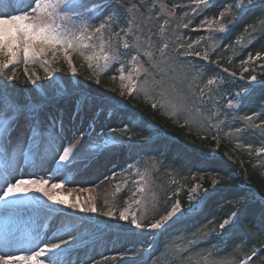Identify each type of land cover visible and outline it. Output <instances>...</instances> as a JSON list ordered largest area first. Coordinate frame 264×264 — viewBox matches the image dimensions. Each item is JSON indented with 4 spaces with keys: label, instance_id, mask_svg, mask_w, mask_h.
Wrapping results in <instances>:
<instances>
[{
    "label": "rangeland",
    "instance_id": "rangeland-1",
    "mask_svg": "<svg viewBox=\"0 0 264 264\" xmlns=\"http://www.w3.org/2000/svg\"><path fill=\"white\" fill-rule=\"evenodd\" d=\"M102 1L105 0H94L88 4L89 7H92L94 3H101ZM139 1L143 5L145 13L135 8L136 11L135 13L132 11V17L137 25H139L137 15L143 17L145 35L140 39L145 40L148 55L155 51L167 55L168 47L172 42L177 47L179 42H182L183 49L186 48L191 51L201 43L196 39L197 37L205 36L207 39L212 38L215 34L227 32L228 25L232 22L231 19L242 16L249 5V0H206V3H202L201 0H175L172 5L168 3L171 0ZM236 4H240L241 7L237 8ZM176 6L179 7L178 10ZM28 8L24 12H30L31 9ZM105 9V13L97 14V18L94 20L90 19L89 29L103 21L111 31L110 33L114 34L116 26L111 19L104 17L107 12L109 13L107 7ZM221 13L224 15L221 16ZM262 22L258 20V23L255 24L251 19L244 20L239 30L232 33L226 42L222 43L214 38L211 45L216 47L217 51H222L237 43L240 50L232 59L234 67H239L244 63H252L253 67L254 65L258 66L264 62V22ZM221 26H223L224 31H220ZM125 31L130 32V29L126 28ZM97 38H100V34ZM98 41L100 45L101 40L98 39ZM104 43L106 45L109 41ZM110 49L109 46L106 51L111 53ZM98 50L99 46L92 49L91 54ZM203 51L205 52V49ZM56 52L59 53L58 56L56 54L55 59L51 55L44 58L38 68H27V75L25 74L26 67L19 61L20 57L23 56L22 52L17 54V61L9 64L8 68L0 67V77L5 78L12 89L10 92L0 95V197L4 195L7 186L14 184L18 179L46 180L48 181L45 185L47 189H51L52 184L63 185L62 188L52 190V194L64 201L59 204L53 203L42 193L36 191H27L0 200V257L30 256L37 251L44 250L39 257L42 264H91L103 261L107 257L110 260L113 259V264H142L149 259L155 245L156 233L160 229L180 219L183 223L191 216L194 219L192 221L193 226L198 230H203L213 220L214 216L210 211L203 215L198 211L202 208L203 200L206 197L211 196L210 198H212L213 194H218L216 190L219 187H226L225 191L212 200L218 205L230 200L234 211L227 221L232 220L236 212L237 197L240 194L236 191L237 189L228 184L229 176L224 174L223 170L228 161L231 163L229 165L230 172L237 173L234 171L232 163L237 161L239 168L242 164L239 162V154L235 150L237 147H245L244 143L225 151L223 154L214 152V147H212L209 153L200 155L202 161L193 166V172L183 176L177 171L165 170L155 179L154 172L157 170L158 161L153 157L145 160V166L136 164V160L132 157L118 158L103 169H93L94 160L97 157L96 152L98 153L104 146L113 143L106 138L105 133H101L110 128L105 127V121L100 120L96 110L99 106L106 105V101L114 109L119 108L124 95L129 93L127 88L122 87V85L134 89L137 85L136 79L143 71V65L138 58L132 59L128 64V69L125 72L122 71L125 79L121 81L119 63H116L115 60L108 62L107 71L100 72H94L96 70L95 62H93V68H89L88 61L87 63L84 61L77 70H71L77 75H83L80 82L72 77L71 88L74 89V93L70 95L71 98L64 96V99L69 98L67 102L64 99H59L57 107L52 108L45 99L49 86L53 82L58 85L55 89V97H59L65 92L64 87L60 86L61 82L58 81V76L61 74L58 57L59 59L64 58V53L60 48H57ZM204 57L208 61V56L204 55ZM7 59V55H0V65ZM99 63L103 65L104 61L101 60ZM86 69L87 71L84 72ZM242 69H240L239 74H241ZM257 69L260 68L255 67L254 72L260 71ZM201 77H203V82H208L212 77L211 71H206ZM163 78L161 77V79ZM250 81L256 80L252 77ZM94 87H98V90H94ZM3 95L12 96L13 100L17 102ZM43 100L45 101L42 102ZM22 105L25 106L22 107ZM23 108L24 110H22ZM19 112H21V116L18 118L16 114ZM134 112L138 113L139 111L135 110ZM240 118L244 123L261 127L260 132L264 134V124H261L260 118L253 117L250 113L243 114ZM4 121H7V126ZM17 121H21L22 124L20 131L18 134H11L7 129H11L9 126L14 125ZM45 122L51 123L52 127L47 135L41 137L43 143L42 146L38 147L41 134L40 125ZM150 140L152 144H156L158 141L165 142L167 144L166 154L169 157L181 155L185 148L192 150L194 147L191 142L187 143L186 146L178 139L170 138L167 130L160 131ZM24 147L26 152L29 150L30 152L22 154ZM32 147L35 148L33 151L31 150ZM68 148L72 149L71 153L65 161H61L60 156ZM11 155L13 156L12 162ZM92 156H95L93 160ZM87 164L90 165L88 166L89 169L80 178H76V175L83 171ZM261 175H264V168L261 170ZM190 178L193 179L191 186L185 187L189 190L191 188V191L195 192L201 189L203 194H201L202 198L197 202L195 210L189 212V216L177 204L178 208H176L174 215L164 220L163 218L167 214L157 220L161 223L159 229H153L149 226L130 231L129 241L131 244H134L133 242L137 238H150L147 250L139 246L134 247L128 254L114 253L110 256L113 251L116 252V244L122 241L124 233L119 230H116L118 232L116 236L113 235L115 238L109 236L107 240L97 244L94 243V237L79 239V242L75 241L76 238H79L80 232L76 213L85 215L86 212L80 211V208L91 205L93 200L97 198H102L108 202L110 200L107 198L108 194L122 181L127 180L130 188L131 195L126 201L128 209L139 203L140 207L143 208L147 198L153 199L156 189L160 188L157 180L165 189V194L170 195L179 190L181 184ZM206 179L210 183L209 189H206L203 184ZM190 197L195 199L194 195ZM258 199L259 204L264 200ZM69 205H76V207ZM263 210L264 206L262 205V210L259 212V217L254 226L258 224L260 213ZM172 211L173 209L170 212ZM143 215L144 213L141 212V217ZM84 220L90 222L88 225L90 232L99 230V225L93 218ZM253 240L256 241V238L254 237ZM54 245H59V247H54ZM247 245V250H251L254 256H258L255 259L264 257V246L259 248L253 245L250 248V243ZM241 247L239 244V249ZM214 256L215 259H210V264L237 263L235 262L236 258L224 260L216 258L217 255ZM201 257L208 258L205 254ZM201 257L193 256L192 263Z\"/></svg>",
    "mask_w": 264,
    "mask_h": 264
},
{
    "label": "trees",
    "instance_id": "trees-1",
    "mask_svg": "<svg viewBox=\"0 0 264 264\" xmlns=\"http://www.w3.org/2000/svg\"><path fill=\"white\" fill-rule=\"evenodd\" d=\"M92 1L86 0L87 3ZM102 3L104 5L103 13L106 12L105 7L109 11L104 17H111L116 31L111 34L106 26L102 34L96 33L91 41L86 42L93 45L97 43L99 46L98 39L101 40L102 36L103 42L109 41L105 45L106 50L110 46L111 53L117 55L118 58L115 59V62L119 63L120 69L125 72L129 62L135 56L143 65V71L136 79V90L129 95H124L123 110L112 109L108 104L97 108L100 120L105 121L106 128H110L101 133H105L106 138L113 143L104 146L98 153L96 152L97 157L94 160V165L92 164L93 169H103L118 158L132 157L136 160V164L145 166V160L153 157L158 161L157 170L154 172L155 179L165 170L177 171L183 176L193 172V166L202 161L200 155H206L212 147H214V152L223 154L243 143L246 145L241 148L237 147L235 150L239 154L238 160L242 164L239 168L237 161L232 163L234 171L237 173L230 172L229 165L231 163L228 161L223 170V173L229 176L228 184H231V187L237 189L236 191L240 194L237 197L236 212L232 220H228V223H224V227H221L223 221L233 214L234 207L230 200L219 205L212 200L225 191L226 187H219L218 194H213L212 198L203 200L202 208L198 211L202 215L210 211L214 216L213 220L203 230H198L193 226L194 219L190 216L191 218L189 217L183 223L180 219L159 231L156 233L155 245L149 259L142 264H210V259H215L214 255H217L216 258L224 260L236 258L235 262L237 263L245 259L246 264H264V257L246 259L251 254V250H247V244L250 243V248L253 245L264 244V235H259L254 227L255 220L262 210L259 197L256 196H264V175H261V170L264 168V134L260 132L261 127L244 123L240 118L243 114L250 113L253 117L260 118L261 124H264V62L258 66L254 65V67L252 64L246 67L243 65L234 67L232 59L240 50L237 43L222 51H217L216 47L211 45L214 38L222 43L226 42L232 33L239 30L244 20L251 19L255 24L258 23V20L264 22V0H249V5L242 16L231 19L232 22L228 25L227 32L215 34L212 38H201L202 44L191 51H196L202 57L207 55L208 61L205 57L194 58L191 56L190 54L193 52L186 48L183 49L182 42H179L177 47L171 41L172 44L168 47L167 55H163L159 51L148 55L145 40L140 39L145 35L143 17L137 15L139 25L132 17V11L135 13L136 9L145 13L142 3L139 0H105ZM168 3L172 5L174 1L171 0ZM176 7L178 10L179 7ZM101 23L104 22L100 21L99 24L89 29V33L94 32V29ZM130 23L133 26L130 32H127L125 29L130 27ZM99 34L100 38H97ZM125 44H128L129 47L125 48ZM92 49H85V55H90ZM58 53L56 52L57 56ZM51 55V51L46 55H40L36 58V62H29L27 66L23 56L19 61L24 67L33 69L39 67L41 59ZM70 57L76 69L84 61L87 63L84 56L75 52H71ZM58 60L61 70L60 78L69 87L68 93L71 95L74 89L71 88L73 81L69 64L64 58L59 59L58 57ZM255 67L260 68L257 69L260 71L254 72ZM240 69H242L241 74H239ZM208 70L211 71V80L214 81L212 84L202 81L203 77L201 76ZM86 71L87 69L84 72ZM94 72L100 71L96 69ZM161 77L164 78L161 79ZM252 77L256 80L255 83L250 82ZM82 78V74L77 75L79 82ZM56 87L57 84L53 82L46 93V99L52 108L57 107L55 103ZM11 90L6 79H1L0 91L5 94ZM94 90L97 91L98 87H94ZM10 98L13 99L12 96ZM69 98L71 97L69 96ZM69 98L64 99L65 102ZM155 103L157 105H154ZM135 110H139L145 117L135 113ZM50 124L42 125L43 133L47 134L51 130L52 125ZM20 128L21 124L19 123L14 127L13 132L18 134ZM162 130H167L170 137L178 139L186 146L191 142L194 145L193 149L185 148L181 155L169 157L166 154L167 144L165 142L158 141L156 144L150 142V138ZM88 166L90 165L87 164L86 168L76 175V178H80L89 169ZM92 168L91 170H93ZM192 180L190 178L184 181L181 188L170 195L165 194V189L157 180L160 188L156 189L153 199L147 198L144 201L143 208L139 203L127 209L126 201L131 195L127 180L122 181L110 191L107 197L110 198L108 202L102 198L95 199L94 208L96 211L88 212V214L90 216L94 214L100 223L122 230L124 233L122 241L116 244V252L113 251L111 255L114 253L127 254L134 247L139 246L146 249L150 238H137L133 242L134 244H131L129 232L136 231V228L144 229L167 215L174 208L177 200L180 202V208L189 216V212L195 210L196 204L203 194L201 189L195 192L191 191V188L190 190L186 188L191 186ZM203 184L206 189H209L210 183L207 179L203 181ZM191 195H194L195 199L190 197ZM101 212H111L112 215L104 216L100 214ZM121 212L125 213L126 219L119 218ZM141 212L144 213L142 217ZM133 220L139 223L140 227H136ZM79 231L80 236L100 233V231L97 232L98 230L88 233L86 224L81 225ZM117 234L112 232V237L115 238L113 235ZM254 237L256 241L253 240ZM239 244L242 246L240 249ZM204 254L208 258L201 257ZM196 255L201 258L192 263V257ZM113 262L107 257L103 261L91 264H113Z\"/></svg>",
    "mask_w": 264,
    "mask_h": 264
},
{
    "label": "snow or ice",
    "instance_id": "snow-or-ice-1",
    "mask_svg": "<svg viewBox=\"0 0 264 264\" xmlns=\"http://www.w3.org/2000/svg\"><path fill=\"white\" fill-rule=\"evenodd\" d=\"M23 2L24 0H0V55L8 56L7 61L0 67L8 68L9 64L15 63L19 52H22L26 66L29 62H36L38 56L46 55L49 51L52 52L53 59H55L57 48L63 51L64 59L69 66L72 63L70 53L75 52L84 56L85 60L88 61L89 68H93V62H95V67L99 71H107L108 62L118 58L115 53L106 51L102 36L98 51H94L90 55H85L84 52L88 48L95 49V45L86 41H91L96 33L102 34L106 27L105 23H101L99 27L94 29V32L89 33L90 19L94 20L97 18V14L103 13L104 5L102 2L94 3L92 7H89L86 0H27V6L31 9L30 12L16 14L17 9L13 5ZM201 2L206 3V0H201ZM235 6L237 8L241 7L240 4ZM5 7L8 8V11L4 10ZM223 15L224 13H221V16ZM220 31H224L223 26L220 27ZM124 47L127 48L129 45L125 44ZM132 59L135 60L136 57L133 56ZM101 60L104 61L103 65L99 63ZM41 66L43 67V65ZM119 71L121 72L119 78L123 81L125 79L122 74L123 69ZM25 74L27 75V67L25 68ZM208 83L212 84L214 81L210 79ZM122 87H126L129 92L133 91L127 85H122ZM4 124L7 126V121H4ZM71 151V148L66 149L64 154L60 156V160L65 161ZM47 183L46 180L18 179L14 184L7 186L0 200L27 191H36L42 193L53 203H63L62 199L52 194V190L62 188L63 185L52 184L51 189H47L45 187ZM89 200H91V197H89ZM69 206L76 207V205ZM176 208H178V205H175L173 211L169 212L163 219L167 220L174 215ZM80 211L94 212L96 209L87 206L81 207ZM100 214L104 216L112 215L111 212H101ZM119 218L121 220L126 219L125 213L121 212ZM133 223L136 227H140L135 220H133ZM224 223L227 224L228 221L225 220ZM160 227V222L151 225L153 229H159ZM221 227L223 228L224 225L221 224ZM54 247H59V245H54ZM43 251H37L30 256L0 257V262L2 264H42L39 257ZM48 251H51V249H48Z\"/></svg>",
    "mask_w": 264,
    "mask_h": 264
},
{
    "label": "bare ground",
    "instance_id": "bare-ground-1",
    "mask_svg": "<svg viewBox=\"0 0 264 264\" xmlns=\"http://www.w3.org/2000/svg\"><path fill=\"white\" fill-rule=\"evenodd\" d=\"M26 4H27V1H25V2H23V3H17V4H14L13 7L17 9L16 14H20L21 12L26 11L27 8H28V6H26ZM28 9H29V8H28ZM4 10H5V11H8V8L5 7ZM263 203H264V200H263ZM258 222H259V224L264 225V210H263L262 213L260 214V218H259V221H258ZM263 246H264V244H263ZM263 246H262V247H263ZM262 247H261V248H262ZM259 248H260V247H259ZM256 257H258V256L256 255Z\"/></svg>",
    "mask_w": 264,
    "mask_h": 264
},
{
    "label": "water",
    "instance_id": "water-1",
    "mask_svg": "<svg viewBox=\"0 0 264 264\" xmlns=\"http://www.w3.org/2000/svg\"><path fill=\"white\" fill-rule=\"evenodd\" d=\"M262 204H263V203H262ZM260 214H261V213H260ZM255 227H256V229L258 230V232H259L260 234L264 233V225H261V224H259V222H258V224L255 225Z\"/></svg>",
    "mask_w": 264,
    "mask_h": 264
}]
</instances>
